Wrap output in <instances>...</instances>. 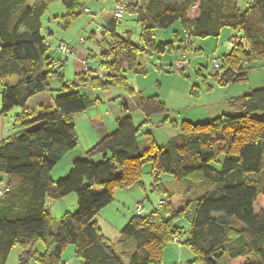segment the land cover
Here are the masks:
<instances>
[{
    "label": "trees",
    "instance_id": "1",
    "mask_svg": "<svg viewBox=\"0 0 264 264\" xmlns=\"http://www.w3.org/2000/svg\"><path fill=\"white\" fill-rule=\"evenodd\" d=\"M54 1L0 0V116L20 108L12 134L0 141V182H5L0 264L7 263L17 245L22 248L18 264L33 259L65 264L63 254L70 245L83 264H164L172 242L193 253L192 259L172 264H232L240 259L242 264H264V87L229 98L230 112L204 122L184 120L180 133L163 146L145 127L154 116L168 112L165 101L158 95H140L136 106L144 120L137 125L124 99L115 130L76 159L64 177H51L59 161L78 145L73 117L99 102L80 87L106 91L120 85L134 93L127 73L145 74L142 58L181 55L192 49L193 38L219 37L227 27L238 33L230 38L228 51L216 57L215 70L223 69L222 85L247 81L251 64L264 59V0H251L245 9L240 0H115L125 4L124 12L140 25L139 41L132 40L131 32L119 33L123 14L107 18L98 33L92 30L87 37L95 49L86 50L85 68L71 82L63 69L68 56L58 50L65 42L56 47L61 56L55 57L44 31L43 18ZM89 1L61 0L67 13L55 16L59 25L67 28L86 13ZM177 22L186 47L178 31L169 41L155 39L156 31ZM54 81L61 84L59 89L52 88ZM48 90L57 92L55 106L29 111L28 100ZM98 156L101 160L95 161ZM147 162L151 189L162 199L149 212H136L113 241L97 216L114 201L117 189L145 187ZM213 162L220 169L211 166ZM163 174L191 188L193 196L182 207H174L177 191L163 181ZM95 186L102 189L96 191ZM70 193L77 195V210L53 217L50 202ZM183 219L188 229L179 225ZM38 242L44 244V253L35 249Z\"/></svg>",
    "mask_w": 264,
    "mask_h": 264
},
{
    "label": "rangeland",
    "instance_id": "2",
    "mask_svg": "<svg viewBox=\"0 0 264 264\" xmlns=\"http://www.w3.org/2000/svg\"><path fill=\"white\" fill-rule=\"evenodd\" d=\"M32 4L36 0H26ZM250 0H240L239 5L242 9L247 7V3ZM121 4L125 7L124 3H116L115 0H90L85 6L90 9V13H83L75 17L67 28H64L63 23L59 25V21L55 16H61L67 13V10L61 0H55L47 9L43 21L45 24L44 31L48 32V38L51 44V51L58 46L60 41H66L76 46L77 55L84 49H91L93 43L87 39L92 30L98 31V26L106 22L107 18L114 15L117 6ZM123 8V17H120V26L118 28L119 33L127 34L131 32L132 40L139 41L140 25L135 21L134 17L125 11ZM195 10V9H192ZM60 19V18H59ZM50 20V21H49ZM178 31L180 33V39L183 41V46L186 47L187 38L183 37V31L179 22L175 23L171 28L167 30L156 31L155 39L157 41H169L173 38V32ZM238 31L232 28H224L219 37H208L206 39L193 38L192 49L188 52L183 51L181 55L187 54L184 59L179 52L175 54H165L160 56H149L141 59V63L146 67L147 72L145 74L127 73L128 84L134 89V93L128 91L124 86H114L110 90H98L91 89L92 95L99 98L95 109L100 110V115L97 119L92 121L88 119L90 113L95 110L87 109L85 112L76 114L73 117V121L76 124L77 135L82 141V144L89 146L94 136L98 133H103L105 128L107 134H110L116 128V118H113V113L116 106H120L119 100L125 101L130 106V114L133 116L135 123L138 125L144 120L142 111L137 108V101L140 95L152 96L158 95L165 101L168 112L166 114H159L152 118L150 124L145 129H151L158 145L163 146L168 141L180 133V126L184 120H191L194 122H204L209 120L207 117H215L222 113L232 111L229 107L228 100L231 97H236L260 87H264V59L253 62V66L249 71V79L238 83H231L228 85H222L220 78L223 77V69L216 71L212 63L213 57H219L222 53L228 51L231 46L230 38L236 35ZM84 37L85 42H81L80 39ZM79 47V50H78ZM95 49V47H93ZM96 53H99L96 50ZM76 54V51H75ZM56 56H58L56 54ZM181 56V57H180ZM100 56L98 54L91 64L93 67L97 65ZM184 59V60H183ZM177 62H183L181 69L176 67ZM184 71L181 73L180 71ZM66 71V70H65ZM66 78L69 82L75 80L76 73L73 67L70 66L67 70ZM219 74V77L216 76ZM206 86L210 87L208 91ZM195 87V88H193ZM2 90V83L0 81V91ZM195 90H198L199 94H195ZM194 93V94H193ZM117 98V99H116ZM38 108L32 110L36 111ZM93 109V108H92ZM20 111L17 107L13 109L8 115L0 117V141L3 138L8 137L13 132V117ZM106 113V116L105 114ZM108 113V114H107ZM258 115H260L258 113ZM111 124L114 127L111 128ZM3 130V132H2ZM91 130L95 132L92 133ZM106 134V135H107ZM144 137H141L143 140ZM92 139V140H91ZM100 140V139H99ZM98 140V141H99ZM96 143V142H95ZM93 143L92 145H94ZM89 146V148L92 147ZM86 151V150H85ZM224 158L223 155L219 157V160ZM100 157H96L95 161H100ZM214 168L220 169L218 162L211 163ZM144 173L142 176L145 189L138 186H133L130 189H117L114 201L105 207L104 216L102 219L104 222V231L109 235V239L115 240V232L125 225V216L130 215L135 210L139 203H143V213L149 212L158 206L159 200L162 199V195L156 191H152L151 184L153 179L151 176V164L145 163L143 167ZM162 179L165 183L173 186L176 194L172 198V202L175 208L183 206V202L186 198L192 195L191 188H186L185 185H176L175 179L169 174H163ZM102 186H95L96 191H100ZM194 190V189H192ZM130 194L138 197L143 202H135ZM190 194V195H189ZM56 202V201H55ZM162 202V201H161ZM60 203L57 201L55 207L52 210V216L59 218L62 214L60 209ZM137 204V205H136ZM136 211V210H135ZM179 225L188 229L189 222L187 220H180ZM186 238V235L183 239ZM40 253L45 252V246L42 242H38L35 245ZM70 250L73 251V257H68ZM22 251V248L15 246L7 260L6 264H18V258ZM68 252V253H67ZM64 257L66 258L65 264H83V261L75 257L74 247L72 245L65 251ZM193 257L192 251L177 242L169 244L165 250L164 262L165 264L180 263V261L190 260ZM243 260H238L232 264H242ZM30 264H39L36 260H31Z\"/></svg>",
    "mask_w": 264,
    "mask_h": 264
},
{
    "label": "crops",
    "instance_id": "3",
    "mask_svg": "<svg viewBox=\"0 0 264 264\" xmlns=\"http://www.w3.org/2000/svg\"><path fill=\"white\" fill-rule=\"evenodd\" d=\"M250 2H251V0H250ZM250 2L249 3H247L248 5L247 6H249V4H250ZM196 12V11H195ZM195 12H194V15L193 16H191V18H194V17H196V14H195ZM50 21V20H49ZM100 26V25H99ZM98 26V27H99ZM82 39H83V37H82ZM80 41H81V39H80ZM60 42H65V43H67L68 45H70L71 47H74L75 48V50H76V54L75 55H73V56H69L68 57V59L66 60V62H65V66H64V74H65V78H66V73L65 72H67V70L69 69V67L70 66H72L73 67V70H74V72L76 73V75H78L79 73H81L82 72V70L85 68V59H86V51L84 50V49H82L81 51H80V55L78 56L77 55V49H76V46H74L72 43H69V42H66V41H60ZM59 42V43H60ZM82 43H83V41H81ZM51 43V42H50ZM52 44V43H51ZM59 45V44H58ZM78 50H79V47H78ZM52 52H53V54H54V56L55 57H59V56H61L60 55V53L58 52V50H57V48L55 47V49L53 50L52 49ZM56 54L58 55V56H56ZM66 70V71H65ZM66 80H68L67 78H66ZM52 88L53 89H59L60 88V86H61V84L58 82V81H54L53 83H52ZM80 90H83L84 92H86V94L87 95H89L90 97H92V98H95V96L94 95H92L91 94V92H90V87H80L79 88ZM56 93L57 92H53V91H51V90H48V91H44V92H41V93H38V94H36V95H34V96H32L29 100H28V102H27V107L29 108V111H31L32 112V110H34V109H36V108H39L40 106H50V107H53V106H55V95H56ZM100 102V101H99ZM119 103H121V101L119 100ZM98 104V103H97ZM97 104L96 105H94V106H92V107H90L89 108V111L90 110H95V112H92V113H90V117H88V119H90L91 121L93 120V119H97L98 118V116L100 115V110L99 109H95L94 107H96L97 106ZM93 108V109H92ZM122 108H121V106H116V108H115V111H114V113H113V118H116V117H118L119 115H121V114H123L124 112L121 110ZM141 111V110H140ZM143 113V112H142ZM105 114V116H106V113H104ZM108 114V113H107ZM143 116H144V114H143ZM1 117V116H0ZM207 118H211V117H207ZM114 127V124H111V128H113ZM2 132H3V130H2ZM91 132L92 133H94L95 134V132L93 131V130H91ZM107 129L105 128V130L103 131V133H98V135L96 134L95 136H94V139H93V141H92V143L89 145V146H91L93 143H95V142H98V140L99 139H101V138H103L107 133ZM76 133H77V130H76ZM78 136V135H77ZM92 140V139H91ZM89 146H85L84 144H82V141H80V139H79V137H78V145H77V147L74 149V150H72L71 152H69L67 155H65L62 159H61V161H59V163L55 166V168L53 169V171H52V173H51V177H52V179L54 180V181H57V180H59L60 178H62V177H64L67 173H68V171L70 170V168H71V166H72V164H73V162L76 160V159H78V158H82V157H84L85 156V150H87V148L89 147ZM93 146V145H92ZM2 190H5V182H0V191H2ZM117 191V190H116ZM116 191H115V194H116ZM2 196V194H0V197ZM130 196H132V199H134L135 200V202L137 201V203L140 201V202H143L142 200H139L138 199V197H136V196H134V194L132 195V194H130ZM57 202V201H56ZM56 202L55 201H51L50 202V209H51V212H52V210H53V208L55 207V204H56ZM58 202L60 203L59 205V207H60V209H61V214H63V213H65V212H67V211H70V212H74V211H76L77 210V206H78V198H77V195H76V193H70V194H68L67 196H65V197H63L62 199H60V200H58ZM137 205V204H136ZM135 210H136V206H135ZM133 211L132 213H130V215H126L125 216V223H123V224H125L126 225V223L128 222V220L134 215V214H136V211ZM105 208H103L101 211H100V213H99V215L97 216V220H98V222H99V225L101 226V228H102V230L103 229H105V227H104V220L102 219V216H104V213H105ZM125 225H122L121 226V228L119 229V232L118 231H116L115 232V236H113V238H116V239H118L119 237H120V234H121V231H122V228L125 226ZM103 232L105 233V235L108 237V238H110L109 237V235L107 234V232L106 231H104L103 230ZM115 239V240H116ZM69 248V247H68ZM67 248V249H68ZM65 253V252H64ZM68 253V252H67ZM68 257H73V251L72 250H70V252H69V256ZM63 258H64V260L66 261V258L64 257V254H63ZM187 261V260H186ZM67 262V261H66ZM65 262V263H66ZM175 261H173V263H174ZM180 262H183V261H180ZM164 264H165V262H164ZM168 264V263H167Z\"/></svg>",
    "mask_w": 264,
    "mask_h": 264
},
{
    "label": "built area",
    "instance_id": "4",
    "mask_svg": "<svg viewBox=\"0 0 264 264\" xmlns=\"http://www.w3.org/2000/svg\"><path fill=\"white\" fill-rule=\"evenodd\" d=\"M123 8L124 7H122L121 6V4H119L118 6H117V9L116 10H118V11H115V16H118V17H120V16H122V12H123ZM85 12L86 13H89L90 12V9L88 8V7H86L85 8ZM101 27L99 26L98 27V29H100ZM188 45V41L186 42V46ZM58 50H59V52L62 54V56L63 57H69V56H73V55H75V49L73 48H71V47H69L67 44H65V43H61L59 46H58ZM182 57H184V59L187 57V54H184ZM183 59V60H184ZM212 63H213V66L214 67H216V66H218L219 65V60H218V58H216V57H213L212 58ZM176 67L178 68L179 67V69H181V66H183V62H177L176 64ZM5 192V190H2V191H0V194H3ZM143 211V207H142V203H139L138 204V206H137V208H136V212L137 213H141Z\"/></svg>",
    "mask_w": 264,
    "mask_h": 264
},
{
    "label": "clouds",
    "instance_id": "5",
    "mask_svg": "<svg viewBox=\"0 0 264 264\" xmlns=\"http://www.w3.org/2000/svg\"><path fill=\"white\" fill-rule=\"evenodd\" d=\"M114 14H115V12H114Z\"/></svg>",
    "mask_w": 264,
    "mask_h": 264
}]
</instances>
